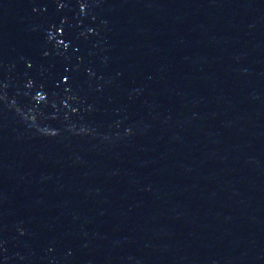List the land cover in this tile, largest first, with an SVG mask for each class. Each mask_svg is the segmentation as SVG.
<instances>
[{
	"label": "water",
	"instance_id": "95a60500",
	"mask_svg": "<svg viewBox=\"0 0 264 264\" xmlns=\"http://www.w3.org/2000/svg\"><path fill=\"white\" fill-rule=\"evenodd\" d=\"M0 264H264V0H0Z\"/></svg>",
	"mask_w": 264,
	"mask_h": 264
}]
</instances>
